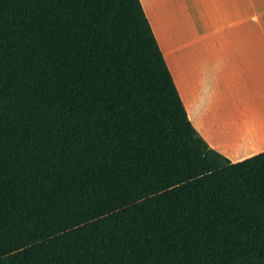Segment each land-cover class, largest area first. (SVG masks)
Here are the masks:
<instances>
[{"label": "trees", "instance_id": "trees-1", "mask_svg": "<svg viewBox=\"0 0 264 264\" xmlns=\"http://www.w3.org/2000/svg\"><path fill=\"white\" fill-rule=\"evenodd\" d=\"M0 264H264V151L197 133L141 0H0Z\"/></svg>", "mask_w": 264, "mask_h": 264}, {"label": "crops", "instance_id": "crops-1", "mask_svg": "<svg viewBox=\"0 0 264 264\" xmlns=\"http://www.w3.org/2000/svg\"><path fill=\"white\" fill-rule=\"evenodd\" d=\"M174 1L141 2L197 133L233 162L264 151V26L236 29L231 43H204L220 24L206 14L181 23ZM242 8L264 19L257 0Z\"/></svg>", "mask_w": 264, "mask_h": 264}, {"label": "rangeland", "instance_id": "rangeland-1", "mask_svg": "<svg viewBox=\"0 0 264 264\" xmlns=\"http://www.w3.org/2000/svg\"><path fill=\"white\" fill-rule=\"evenodd\" d=\"M142 1V0H141ZM248 0H175V8L179 21L184 23L192 17L207 15L212 17L216 23L220 24L218 31H213L202 38L204 43H231L237 36L235 30L239 28L263 27L264 19L257 21L252 16L250 10L242 8L244 4L247 6ZM239 9L236 10V6ZM150 6V4H149ZM166 11L168 3L163 4ZM264 10V0H257V7ZM203 17V16H202Z\"/></svg>", "mask_w": 264, "mask_h": 264}]
</instances>
